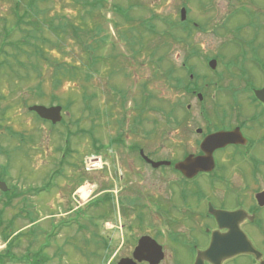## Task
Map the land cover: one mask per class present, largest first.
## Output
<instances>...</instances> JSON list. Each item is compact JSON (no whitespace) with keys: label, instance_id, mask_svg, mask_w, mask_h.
Wrapping results in <instances>:
<instances>
[{"label":"rangeland","instance_id":"374dc122","mask_svg":"<svg viewBox=\"0 0 264 264\" xmlns=\"http://www.w3.org/2000/svg\"><path fill=\"white\" fill-rule=\"evenodd\" d=\"M28 1L21 0V7L25 4L29 17L42 28L43 34L38 35L46 43H39H44L46 49H52L50 52L59 54L58 57L70 65L84 66L93 76L85 75L77 66L79 69L74 72L79 71L78 75H66L65 82L55 87L51 79L55 68L48 66L42 58L29 57L27 51L17 50L11 43L0 45L7 51L6 55L0 56V61L4 62L0 69V180L12 188L11 194L19 193L8 205L9 197L0 190V218L4 220L3 224H11L20 231L30 227V217L48 231L49 238L40 234L33 244L37 250L47 245L43 250L49 257L47 264H108L109 260H102L96 254L99 234L112 236L110 220L133 219V211L124 212V205L115 211L98 206V183L101 182L104 188L111 182L108 173L117 172L118 181L120 172L127 170L132 173L131 187L147 188L152 194L159 187L158 173L168 168L146 167L137 159L127 162L128 155L136 157L128 154L127 149H116L118 158L115 161L110 143L144 139L147 149L162 153L152 155L153 158L172 156L174 151L180 153L181 148L187 149L194 134L192 126H187L186 122L179 125L176 119L169 120L168 111L175 108L178 118L187 117L186 120L192 121L202 105L215 104L221 97L231 100L230 95H204L201 101L196 95L175 94L178 88H174L173 81L178 75L190 81L181 60L191 49L174 45L176 41L170 39L173 45L169 44L164 61L158 60L161 52L154 55L152 49H162L166 40L162 35L167 29L174 32L183 27L180 9L184 5L188 9V18L206 27L204 32L198 30L194 42L198 53L191 61L195 75L192 80L201 82L205 75L214 76L224 69L227 61L252 60L261 55L252 45L264 40V33L253 30L259 20L264 22V0H105L95 10L94 19L87 18L86 9L90 6L86 8L83 0H35V10L27 6ZM241 2L247 10L236 15L229 25L228 13L239 8ZM114 4L128 9L129 23L115 11ZM18 9L14 0H0V31L6 24L14 27ZM120 11L128 15L127 11ZM62 13L76 25L86 18L82 25L94 32L101 28L100 36L82 32L80 44L73 29L68 28L67 38L55 43L56 35L50 30L49 22L53 20L57 25L60 16L56 15ZM45 15L51 16L50 20L41 25L39 22ZM142 21L151 23V27L145 24L147 27L141 28ZM239 23L243 24L240 25L243 30L225 31L229 27L237 29L235 26ZM22 25L23 30L28 28ZM13 31L6 42L16 43L22 39L21 30L15 28ZM138 31L144 39L140 34L134 36L130 40L140 42L139 47L130 45L129 35ZM86 42L87 47L96 49V58L84 51ZM16 54L18 58H15ZM213 57L218 61L214 69L208 65V60ZM5 59H9L7 64ZM91 61L95 68H90ZM174 69L173 77L170 74ZM39 71L43 74L40 90L36 89ZM35 103L61 105L64 122L54 125L39 119L28 109ZM247 107L249 105L245 103L241 108ZM10 129L24 135V139L13 137ZM194 137L198 138L196 134ZM94 157L102 158L101 168L88 166V160L91 163ZM141 171L146 177L144 181L137 175ZM116 179L114 190L121 198L122 185ZM83 185L91 186L90 196L86 199H82L79 191ZM142 199L146 201L144 196ZM3 229L2 226L0 236ZM25 245L26 242L15 250L19 259L6 260L4 264H28L20 258L26 252ZM4 247L0 240V251Z\"/></svg>","mask_w":264,"mask_h":264},{"label":"flooded vegetation","instance_id":"af4514ba","mask_svg":"<svg viewBox=\"0 0 264 264\" xmlns=\"http://www.w3.org/2000/svg\"><path fill=\"white\" fill-rule=\"evenodd\" d=\"M241 4L228 13L229 25L246 9L243 2ZM114 7L129 23L128 9L115 4ZM120 9L127 11L129 16ZM181 21L184 27L174 30L177 37L169 38L168 44L173 45L169 42L173 39L176 41L174 45L191 49L181 60V66L187 72L186 69L194 66L191 62L193 55H197L194 53L197 50L194 49L196 35L199 31L204 32L206 27L188 17ZM145 24L148 22L142 21L141 28L145 29ZM240 25L243 24H237V29L225 28V31H241ZM253 30L264 33V22L259 20ZM139 32L129 35L130 45L139 47L140 42L131 41L139 34L144 39ZM252 47L261 55L252 60L227 61L222 71L214 76H203L201 82L192 80L194 73L189 74L190 81L181 75L173 81L174 88H178L177 95H196L201 101L204 95L231 97V100L221 97L215 104L202 105L192 121L186 120L187 117L178 118L175 108L168 111L169 120L176 119L179 125L186 122L187 126H192L194 136H198H193L192 143V140L188 141L187 149L181 148L180 153L174 151L172 156L153 158L152 155L162 153L147 149L144 139L110 143L115 161L118 158L116 149H127L128 154L136 155L135 158L128 155L127 162L137 159L146 167L168 168L158 173L159 187L152 194L147 188L131 187L132 173L127 170L120 172L118 181L117 172L108 173L111 182L104 188L101 182L98 183V206L115 211L124 205V212L133 211V219H109L112 236H101L99 231V251L96 254L100 259L109 260L108 264H118L123 259L133 260L136 264H264V103L255 96V90L264 88V40ZM245 103L249 107L241 108ZM220 132H233V136L230 142L213 150L214 166L211 170L187 174L176 168V164L188 157L205 156L202 148L205 139ZM146 156L165 163L153 167ZM137 175L143 181L146 179L143 171ZM115 179L122 185L121 198L114 190ZM218 213H225L226 217L219 220ZM216 237L220 251L206 254ZM239 248L245 251L227 257L222 252Z\"/></svg>","mask_w":264,"mask_h":264},{"label":"trees","instance_id":"16d2710c","mask_svg":"<svg viewBox=\"0 0 264 264\" xmlns=\"http://www.w3.org/2000/svg\"><path fill=\"white\" fill-rule=\"evenodd\" d=\"M35 0H29L27 3V6L30 7V9H34L37 4L34 3ZM84 1V6L87 8V18L91 17V19L94 18V12L95 10L99 7V5H103L105 0H83ZM14 3L16 5V7H18L19 9L17 11H15V15H16V23L13 26L10 25H4L3 29L0 31V45L2 44V46H6L8 45V43H11V46H13V48L17 49V50H21L23 52L27 51L28 56H35L37 59L42 58V61H45V63L48 66H51L52 68H55L51 79L54 82V86L58 87L60 84H62L63 82H65V76L66 75H71V76H75L78 75V72H74V69H79L78 67L82 68L81 70L84 71L85 75L92 77L93 73L89 70H85L84 66H80L78 63V67L76 65H70L68 62L60 59L58 56H56L53 52H50L52 49H46L44 47V43L45 39L40 37L38 35V33H42V28L38 27L37 23L35 21H33V18L29 17V10L27 8H25V4H23V6L21 7V0H14ZM78 3V2H77ZM56 16H60L59 19V23L57 25H55L53 23V20H51L49 22L50 24V30L56 35V40L55 43H60L62 41H64L67 38V30L69 29H73V35L74 37L78 40V42L81 44V33H86V32H91L94 35H99L101 33V28L99 29L98 32H94L92 29L86 28L82 25V23L84 22V20L86 18H82V23H79V25L74 24V22H70L67 18V16H65L63 13L62 14H57ZM45 18H42V22H39L41 25L48 23L47 20H50V17H48L47 15L44 16ZM65 21V22H63ZM24 24V25H22ZM48 24V26H49ZM181 25H183V23L180 22ZM22 26H27L32 27L31 30H28V28H25L24 30L22 29ZM149 27H151V23L148 22ZM184 27V25H183ZM15 28L21 30L23 32L22 35V39L21 40H16V43H13L14 41L10 42H6V40H8L10 38V35L14 32L13 30ZM12 32V33H11ZM40 33V34H41ZM91 35H89L90 37ZM164 37H166L165 43L162 47V49H159L156 51V49H152L153 53L152 54H157L159 51L163 54L160 53V55L158 56V60L159 61H164L165 57H166V53H167V48L169 47L168 44V39L169 38H174L177 37V35L170 31L169 29L166 30V32L162 35ZM42 41L44 42L43 44H40L39 42ZM83 43V42H82ZM87 42L83 45L84 51H87L90 55V57L96 58V55L94 52H96V49H91L90 47L86 46ZM165 47V49H164ZM48 48V47H47ZM156 52H155V51ZM136 51V50H134ZM196 53H198L197 51H194ZM6 55L7 51L4 49V47L0 48V56L1 55ZM57 54V53H56ZM9 56V54H8ZM18 58L19 56L16 54L15 58ZM7 62H5L6 64L9 62V59H5ZM76 63V62H75ZM4 62L0 61V69L2 68ZM21 64L24 66L25 64L23 62H21ZM26 67V66H24ZM27 68V67H26ZM90 68H95V65L93 63V61H91L90 63ZM28 69V68H27ZM34 69H37L34 67ZM90 70H94V69H90ZM97 70V69H96ZM38 71V69H37ZM175 73V69L172 71V73L170 75H173V77ZM40 78H38L39 83L36 85V89L40 90V85L43 82V74L41 71L38 72ZM91 107V106H89ZM88 108V107H87ZM40 119V118H39ZM42 120V119H41ZM44 121V120H43ZM64 122V121H63ZM9 132L11 133V135L13 137L15 136H20V137H24V135L18 133V132H14L13 130H9ZM24 139V138H23ZM95 144V141L94 143ZM64 157L66 156V153L63 155ZM5 176V175H4ZM4 178V177H1ZM11 191H13L12 189L4 192L5 195H7L9 197L10 201H7L8 205L10 204L11 200L17 196V193L11 194ZM29 219L31 220V225L28 229L24 230H20L19 229H15L11 224L5 223L3 224L4 220L0 218V228L3 226V232L1 234L2 239L7 241V246L4 249V251L0 252V264H4L5 261L9 258H12L13 261L17 260L18 256L15 253V250L22 246L24 244V242L27 243V245H25L26 252H23L24 254L20 256V258L22 260H25L28 264H42V262H44V264H47V258L48 255L44 254L43 250L44 248H46L47 245L45 246H40L39 249H35V246L33 247V244L37 241L38 235L40 234H46L47 237L49 236V233H47L48 231H46L45 229L41 228L40 226H38V223L36 222V220L32 219L29 217ZM49 238V237H48ZM47 238V240H48ZM46 240V241H47ZM45 257V258H43Z\"/></svg>","mask_w":264,"mask_h":264},{"label":"water","instance_id":"95a60500","mask_svg":"<svg viewBox=\"0 0 264 264\" xmlns=\"http://www.w3.org/2000/svg\"><path fill=\"white\" fill-rule=\"evenodd\" d=\"M181 15L182 18L184 19L186 17V8L183 7L181 9ZM209 65L212 68H215L217 65V60L216 59H212L209 62ZM257 97L264 102V88L257 90ZM29 109L31 111H35L38 113V115L41 118L44 119H48L51 120L53 123H57L59 121L62 120V106L60 105H52V106H44V105H32L29 107ZM233 136L232 132H220L217 134H213L209 137H207L204 141V143L202 144V147L205 149V156L202 157H188L185 161L180 162L178 164H176V167L179 168L181 171H184L185 173L189 174V172H197V171H201V170H211L214 166V160H213V155L212 152L214 149H216L217 147L223 146L224 144H226V142H230L231 141V137ZM148 159V158H147ZM149 161L152 162V164L154 166H158L162 163H164L163 161L161 162H154L150 159H148ZM0 189L6 191L8 189L7 184L4 181H0ZM218 218L220 219H224L226 217V214H219L218 213ZM228 216V214H227ZM218 238L216 237L214 239V244L212 245V247L206 252V254H211V253H216V251H220V249L218 248ZM245 249L244 248H239V249H231L230 251H222L224 256L227 257L229 255H232L236 252L242 251ZM215 263L216 260L214 261ZM118 264H136L133 260L130 259H123L121 260Z\"/></svg>","mask_w":264,"mask_h":264},{"label":"bare ground","instance_id":"6f19581e","mask_svg":"<svg viewBox=\"0 0 264 264\" xmlns=\"http://www.w3.org/2000/svg\"><path fill=\"white\" fill-rule=\"evenodd\" d=\"M82 192L81 196H82V199H86L90 196V191L88 190V188L85 186L81 187L80 190Z\"/></svg>","mask_w":264,"mask_h":264}]
</instances>
